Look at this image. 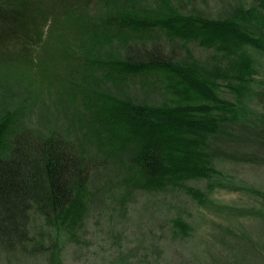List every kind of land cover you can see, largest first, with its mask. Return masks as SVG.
Returning <instances> with one entry per match:
<instances>
[{"label": "trees", "instance_id": "16d2710c", "mask_svg": "<svg viewBox=\"0 0 264 264\" xmlns=\"http://www.w3.org/2000/svg\"><path fill=\"white\" fill-rule=\"evenodd\" d=\"M42 1L44 3V0H0V39H4L0 42V61L5 54L17 50H10L3 44L5 41H20L22 32L30 37L29 25L23 31L25 22L22 21L27 19L29 22L34 17H30L32 11H40ZM50 1L53 2L51 5H44L53 13L46 19L51 18L55 23L57 19L65 20L75 11L80 15L79 20L85 19V7L93 2ZM107 1L112 0L104 3ZM253 5L246 15L252 16L249 17L254 21L252 26L260 31L257 34L245 30L242 24L218 22L213 25L184 14L182 17L174 16L167 11H161L165 14L162 18L150 20L128 18L112 22L109 16L106 19L99 18V22L92 20L83 23L88 30L86 32L77 24L79 29L76 39L81 40L83 33L89 34L79 41L81 51L85 54L89 53L85 46L96 42L97 36L101 35L102 39L114 37L117 40L120 34L123 38L122 33L126 28L131 27L129 29L145 31L143 34L162 29L172 45H178L175 44L177 39L184 40V43L198 39L202 45L211 46L215 44V39H221L228 42V48L232 50L230 54L235 58L234 65L243 62L237 68L224 66L213 73L206 70V74L197 67L195 61H191L193 65H190L182 57L174 56L176 48L168 51L155 43L151 46L142 43L140 47L130 45L125 54L127 62L80 61V57H71L69 63L72 61L71 65L81 68L84 86H93L89 91L86 89V92L80 93L86 99L85 103L81 102L84 107L82 115L92 120L93 134L100 135L102 131L113 130L117 135L111 141L104 139L109 143V152L124 157L119 158L115 165L118 170L116 177L119 179L117 184H126L131 188L139 184L146 191L158 194L187 187L199 203L207 206L217 203L211 196L215 190H234L255 196L264 204V190L251 187L244 179L239 180L231 175V171L237 169L264 171V79H257L258 68L245 49L246 46L254 45V42L258 44V39L264 43V0H258ZM69 21L62 28L66 35L64 39L61 34H54V49L65 51V40L69 39V35L74 36L70 29L75 24ZM115 24H118L117 34L113 30ZM251 24L248 22L246 25L249 27ZM55 28L54 24L52 33L57 30ZM38 37L40 39V34ZM141 39L151 40L143 35ZM34 40L30 39L29 42L34 44ZM48 40H44L43 44ZM43 44L40 46L42 49ZM75 44L71 43L67 50ZM26 50L32 55L37 49L27 44L23 51ZM257 51L264 53V44ZM0 67L3 68L1 64ZM166 68L176 74V83L172 87L177 91L178 102L181 103L170 111L160 113L158 109L131 108L97 93L96 86L106 84V81L129 84L134 76L142 72L149 76L163 72L162 69ZM242 72L250 79L246 81ZM247 86L251 91L243 90ZM225 88L234 94L232 101L223 98ZM5 118L0 116V133L4 132L2 130L7 125ZM4 148L10 149L11 154L4 156ZM133 148H136L135 153L132 152ZM101 166L97 159L85 156L78 143L60 130L44 136L34 129H26L17 131L14 137L7 139L0 148V264H25L38 259L42 263L33 264H63L65 245L59 244L60 238L55 237L50 245L36 242L32 225L34 216L43 217L48 224L58 229L64 225L68 209L73 208L78 201L96 204L91 197L90 183ZM105 168L101 169L102 172ZM201 180L206 181L207 192L186 186L189 182ZM250 215L260 218L263 232L256 231L254 236H239L242 243L230 247L232 256L225 258L226 262L229 259L231 264L261 261V251L264 250V210H257ZM136 217H139L136 223L143 220L139 215ZM130 221L135 222V218ZM171 223L173 229H177L178 236L185 238L190 235L192 224L181 220ZM224 240L230 244L225 237L220 242L224 243ZM202 257L205 262L199 258L195 259V264H225L222 256L206 253ZM260 264H264V261Z\"/></svg>", "mask_w": 264, "mask_h": 264}, {"label": "rangeland", "instance_id": "374dc122", "mask_svg": "<svg viewBox=\"0 0 264 264\" xmlns=\"http://www.w3.org/2000/svg\"><path fill=\"white\" fill-rule=\"evenodd\" d=\"M105 1L93 0L85 7L87 10L85 19L79 20L80 15L75 11L73 15L62 20L63 22L57 19L55 23L51 18L46 19L53 12L48 11L44 5H51L53 2L44 0V3L41 2L40 11L37 13L32 11L30 17H34L29 22L27 19L22 21L25 22L23 31L29 25L30 37L22 32L20 41L10 40L3 43L10 50H17L5 54L0 61L3 67L0 69V116L6 117L7 122L2 130L4 132L0 133V145L3 146L7 139L14 137L17 131L34 129L36 133L50 136L60 130L78 143L85 156L97 159L99 164L103 165L90 183L91 197L96 204L78 201L73 208L68 209L64 225L58 229L48 224L43 217L34 216L32 225L36 242L50 245L55 237L60 238L59 244L65 245L63 264H195V259L203 260L202 255L206 253L222 256L225 264H231V259L226 262L225 258L232 256L230 247L241 242L239 236L246 237V234L254 236L256 231L263 232L260 218L250 214H255L257 210L263 211L264 204L255 196L251 197L252 195L234 190L232 192L226 189L215 190L211 196L217 203L207 206L199 203L191 191L188 192L187 187L158 194L146 191L139 184L132 188L126 184H117L119 179L116 177L118 170L115 165L119 158L124 157L109 152L111 150L109 143L104 141L105 138L111 141L113 136L117 138V135L113 130L102 131L100 135L93 134L92 120L82 115L84 109L82 103H85L86 99L81 95L83 91L86 92V89L89 91L93 86L85 87L81 81V68L75 64L71 65L72 61L69 62L71 57L76 59L80 57V61L86 59L127 62L125 54L130 45L140 47L142 43L149 46L155 43L168 51L176 48L174 56L182 57L183 61L190 65L195 61L203 72L207 70L213 73L224 66L237 68L243 62L234 65L235 58L230 54L232 50L228 48V42L215 39V44L206 46L198 39L186 43L177 39L175 44L178 45H172L169 44V38L162 29L143 34L145 31L141 29L135 31L129 27L122 33L123 38L119 33L117 40H114V37L102 39L99 35L95 39L96 42L85 46L89 49V53L85 54L81 51L79 41L87 38L89 34L83 33L81 40L76 39L79 29L77 24L86 32L88 30L83 23L92 20L99 22V18L106 19L109 16L112 22L128 18L150 20L162 18L165 14L161 11H167L174 16L182 17L184 14L213 25L218 22L242 24L245 25L243 26L245 30L257 34L260 31L256 26H252L254 21L249 18L252 16H247L246 13L258 0H112L104 3ZM69 19L75 24L70 29L74 36L71 33L72 36L69 35V39L65 40V51L54 49L52 43L54 34H61L64 39L66 35L62 28L70 23ZM248 22L252 23L249 27L246 25ZM54 24L57 30L54 29L55 32L52 33ZM117 26L118 24H115L113 28L115 34ZM142 35L151 40L142 41ZM48 38L44 45V40ZM30 39H35L34 44L29 42ZM2 40L4 39L1 38L0 42ZM258 40V44L254 42V45L246 46L245 49L258 68L257 79H264V53L257 51L264 43L263 40ZM71 43L78 45H73L69 52L67 48ZM27 44L34 45L37 49L32 55H29L27 50L23 51ZM42 44L44 49L40 48ZM166 69L149 76L142 72L134 76L129 84L106 81V84L96 86L97 93L105 94L131 108L152 111L158 109L160 113L170 111L181 103L178 102L180 100L177 91L172 87L176 83V74L171 69ZM243 74L244 72L242 77L246 81L250 79ZM243 90L251 91L249 86ZM233 95L228 89L222 94L224 99L231 101ZM9 150L3 149L4 156L11 154ZM132 150L135 153L136 148ZM232 174L239 180L244 179L251 187L264 190V171L237 169L232 170ZM186 186L208 191L204 180L189 182ZM138 215L143 220L136 223ZM133 218L135 222L132 223L130 220ZM173 220L192 224L189 225L190 235L185 238L178 236L177 229H173L171 223ZM222 237L227 238L230 244L225 240L221 243ZM260 257L261 261H264V250L261 251ZM39 261L40 259L25 264ZM261 261L258 263L256 260L253 264H260ZM242 264H247V261Z\"/></svg>", "mask_w": 264, "mask_h": 264}]
</instances>
